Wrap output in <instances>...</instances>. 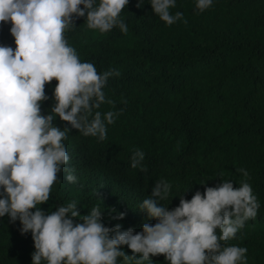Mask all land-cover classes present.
Listing matches in <instances>:
<instances>
[{
    "label": "trees",
    "instance_id": "trees-1",
    "mask_svg": "<svg viewBox=\"0 0 264 264\" xmlns=\"http://www.w3.org/2000/svg\"><path fill=\"white\" fill-rule=\"evenodd\" d=\"M137 3L129 0L120 13L126 33L90 30L86 15L74 17V28L64 33L81 62L100 74L120 73L109 77L102 89L106 102L94 110L119 115L106 124L104 140L54 119V126L69 128L63 141L69 161L40 209L49 214L75 202L84 216L98 207L104 226L138 233L156 223L140 205L160 180L171 185L168 197L158 200L169 210L181 195L190 200L205 187L247 182L260 207L227 245L247 249L244 264H264V0H212L203 12L196 0H175L170 13L183 18L172 25L153 13L150 0ZM10 28L0 22V46L15 47ZM56 83L45 86L42 115L54 106ZM136 149L144 159L132 168ZM69 170L75 183L65 179ZM120 213L124 218L116 219ZM20 228L19 220L0 217V264H31V233L22 235ZM122 250L132 255L127 246ZM117 264L134 261L121 257ZM144 264L168 261L155 256Z\"/></svg>",
    "mask_w": 264,
    "mask_h": 264
},
{
    "label": "clouds",
    "instance_id": "clouds-1",
    "mask_svg": "<svg viewBox=\"0 0 264 264\" xmlns=\"http://www.w3.org/2000/svg\"><path fill=\"white\" fill-rule=\"evenodd\" d=\"M128 2L0 0V22L11 24L15 44L14 48L0 46V217L19 220L21 234L31 233L35 249L31 264H117L121 257L144 264L155 256H163L168 264H244L247 249L228 246L227 241L246 220L255 218L260 207L247 182L239 187L230 181L205 187L203 194L197 191L190 200L181 195L179 205L169 210L158 200L168 197L171 185L160 180L140 205V211L156 223H145L138 233L131 228L121 231L119 224L111 229L104 226L98 207L84 216L75 202L49 214L40 209L69 161L63 143L69 128L54 126V119L58 117L84 136L104 140L106 124L114 123L119 115L108 111L102 116L94 110L106 102L102 89L109 77L120 73L100 74L92 63L81 62L64 33L74 28V17L85 15L84 24L90 30L106 33L119 27L126 33L120 13ZM141 3L138 0V8ZM150 5L167 25L183 18L181 12L170 13L175 0H150ZM211 5L212 0H196L195 7L203 12ZM53 80L57 82L54 106L42 115L41 103L48 99L45 86ZM143 159L144 153L136 149L131 167ZM240 171L247 177L245 170ZM72 172L65 177L69 183L76 182ZM77 217L78 223L74 222Z\"/></svg>",
    "mask_w": 264,
    "mask_h": 264
}]
</instances>
